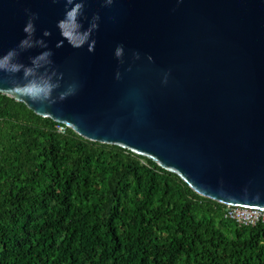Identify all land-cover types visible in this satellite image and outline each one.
<instances>
[{"label": "water", "instance_id": "1", "mask_svg": "<svg viewBox=\"0 0 264 264\" xmlns=\"http://www.w3.org/2000/svg\"><path fill=\"white\" fill-rule=\"evenodd\" d=\"M5 57L1 95L264 210V0H0Z\"/></svg>", "mask_w": 264, "mask_h": 264}, {"label": "trees", "instance_id": "2", "mask_svg": "<svg viewBox=\"0 0 264 264\" xmlns=\"http://www.w3.org/2000/svg\"><path fill=\"white\" fill-rule=\"evenodd\" d=\"M57 125L0 94V264H264V224Z\"/></svg>", "mask_w": 264, "mask_h": 264}, {"label": "built area", "instance_id": "3", "mask_svg": "<svg viewBox=\"0 0 264 264\" xmlns=\"http://www.w3.org/2000/svg\"><path fill=\"white\" fill-rule=\"evenodd\" d=\"M66 128V126L58 124L57 132L64 134ZM223 218L235 222L238 226H255L264 224V210L227 205L223 208Z\"/></svg>", "mask_w": 264, "mask_h": 264}, {"label": "clouds", "instance_id": "4", "mask_svg": "<svg viewBox=\"0 0 264 264\" xmlns=\"http://www.w3.org/2000/svg\"><path fill=\"white\" fill-rule=\"evenodd\" d=\"M109 2H110V0H109ZM30 28H31V25H29V27L26 28L25 31H29ZM27 43H28V41H24V42H22V46L25 45V44H27ZM11 55H12V54L9 53V57H10ZM9 57H5V60H4V61H0V69H4V68L6 67V61L9 59ZM11 70H12V71H17L18 68H17L15 65H13L12 68H11Z\"/></svg>", "mask_w": 264, "mask_h": 264}]
</instances>
